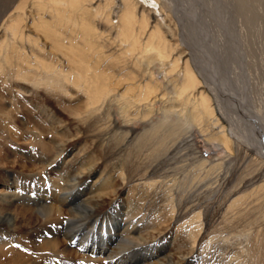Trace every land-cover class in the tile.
<instances>
[{
    "label": "rangeland",
    "instance_id": "1",
    "mask_svg": "<svg viewBox=\"0 0 264 264\" xmlns=\"http://www.w3.org/2000/svg\"><path fill=\"white\" fill-rule=\"evenodd\" d=\"M160 1L162 5L165 4L161 12L159 5L147 7L151 12V24L159 22L163 34L176 48L175 54L183 53V59L188 58L198 75H203L202 80L209 81L217 88L216 94L222 99H213L212 94L213 106L222 124L226 125L227 130L232 126L235 133L232 132L230 136L232 151H228L217 140L209 141L210 134L202 132L198 125L187 122V115L181 117L178 112L174 113L175 110L163 112V102L157 103L156 111L149 118L132 116L130 122H126L119 114L114 119L101 111V121L89 127V122L88 125L81 123L67 111L74 99L69 101L66 96L62 99L54 96L53 105L57 116L69 129L65 131V137L50 131L39 139L28 132L40 126L35 117L27 115L31 111L30 98L25 100L23 90L12 89L17 85L12 77H9V82L5 80L2 83L1 77L4 76H0V106L4 105L6 111L9 110L6 114L0 109V181L20 179L24 183L28 181L37 185L48 180L60 182L67 171L82 167L79 160L84 161L85 165L91 163L86 161L93 157L100 170L112 174L114 180L113 188L108 189L110 194L107 200L117 199L120 203L129 201L127 205L135 206L136 211L148 221L147 232L154 235L169 234L168 242L162 244L169 249L167 253L170 250L178 256L193 253L197 257L194 264H264V187H260L264 184V147L257 153L254 145L262 144L261 135L258 134L257 143L251 140L249 143V135H246L248 129L250 134L254 132L252 126L260 128L254 119L255 114H249L252 107L257 106L264 117V0ZM112 2L111 17L115 18V25L119 18L114 15H117L119 7L116 0ZM99 27L105 28V23L99 22ZM218 57L222 64L218 63ZM154 68L157 78L165 83L160 66ZM221 78L228 80L224 83ZM224 86L226 89L222 92ZM243 88L248 95L247 106L238 100L239 96L244 98V95H239ZM231 90H237L238 94H232L235 98L230 97L233 102L226 98L232 93ZM114 112L116 109H113ZM132 112L136 113L135 110ZM228 113L232 116L231 122L223 118V115L228 118ZM241 118H245L250 125L243 124ZM113 121L112 138L103 142L100 135L97 137V131L104 132L112 126L110 123ZM218 127L213 128L214 133L220 130ZM174 128L179 136L178 143H173L175 136H169ZM242 128L244 134L239 137L237 131ZM130 130L136 138L129 144L126 137ZM150 130H155L154 134L150 135ZM162 136L167 138L163 145L160 143L164 139ZM145 137L148 142L140 148ZM69 138L73 139L71 145H74V149L67 161L76 164L75 168L52 166L56 146H59L57 144ZM173 145L175 150L171 154L172 149L169 151L168 148ZM156 167L158 170L152 174ZM115 190L120 191V195L114 194ZM242 195L245 196L242 201L231 206L232 201ZM18 207L17 213L25 214L24 219L14 222L12 227H1L3 232L15 228L14 233L23 234L26 238V242L20 240L13 243L16 252L18 250L26 254L24 257H30L36 264H76L85 258L75 247L68 245L66 235L61 233L57 225V216L47 223L43 216L33 212V208ZM64 208L63 218L71 217V208ZM199 215V218L196 217ZM47 226L56 227L53 230L57 233L53 235L46 232ZM40 231L43 235L45 231L47 239L37 238ZM33 238L34 243L31 241ZM51 238L57 242L55 248L43 249L42 239ZM254 246L258 247V255L262 258L256 263L250 253ZM40 253L45 255L43 259ZM51 253L59 254V257Z\"/></svg>",
    "mask_w": 264,
    "mask_h": 264
},
{
    "label": "bare ground",
    "instance_id": "2",
    "mask_svg": "<svg viewBox=\"0 0 264 264\" xmlns=\"http://www.w3.org/2000/svg\"><path fill=\"white\" fill-rule=\"evenodd\" d=\"M112 1L0 0V19L3 21V34L0 35V76H4L1 77L2 83L5 80L9 82V77H12L17 83L12 89L23 90L25 100L30 98L31 111L27 115L35 117L40 126H35L34 130L30 129L28 132L38 138L50 131L65 137L69 128L57 116L53 105L54 96L61 99L66 96L69 101L74 99L67 111L81 123L89 122V127L101 121V111L114 119L119 114L126 122H130L132 116L149 118L156 111L157 103L163 102V112L175 110L174 113L178 112L181 117L187 115V122L198 125L202 132L210 134L209 141L217 140L231 152L232 126L228 131L213 106L214 98L222 99L216 94L217 88L209 81L202 80L203 75H198L188 58L183 59V53L176 55V48L163 34L159 22L151 24V12L147 7L159 5L161 12V7L165 4L162 5L160 0H116L119 9L114 16L119 19L114 25ZM154 13L157 14L158 11L155 10ZM99 22H104L105 28L100 29ZM221 61L218 63L222 64ZM155 66L162 69L165 83L157 78ZM137 69L139 71L136 72ZM226 79H223L224 83L227 82ZM225 86L222 87V92L225 91ZM237 90H231L232 93L226 98H235L233 95H238ZM239 93L244 98L236 97L241 104L247 106L249 100L244 88ZM0 109L9 113L4 105ZM113 109L116 112L112 113ZM261 112L257 106L249 111L251 116L252 113L255 114L254 119L260 128L252 126L256 132L250 134L248 129L246 134L249 135L247 141L254 143L259 141L258 134L261 135L262 144L254 145L257 153L264 147V117ZM220 114L222 116V112ZM227 115L228 118H225L226 115L223 118L231 122V115ZM241 121L245 125L248 123L245 118H241ZM114 122L104 132L97 131V137L100 135L103 142L112 138ZM215 126L220 128L216 133L213 129ZM172 130L169 136H175V143L179 136L175 128ZM149 132L152 135L155 130ZM237 134L242 137L244 129H239ZM135 138L136 135L130 130L126 142H134ZM165 139L167 138L161 139V145L165 143ZM147 140L148 138H143L139 147H144ZM71 141L72 138L63 139L57 144L59 146H56L52 166L59 168L66 165L68 169L75 168L76 164H69L67 161L74 149ZM173 147L175 146L168 148L169 151L172 149L171 154L175 150ZM79 162L82 167H76V171H67L60 182H50L48 176L46 178L49 182H42L41 185L27 183L28 181L24 183L20 179L0 181V264H36L30 257L25 258L26 254L15 250L13 243L20 240L26 242L23 234L14 233L15 228L6 232L1 228L8 225L12 227L14 222L24 219L25 214L17 213L20 205L23 209L33 208V212L43 216L47 223L57 216V225L61 233L66 235L68 245L75 247L85 257L76 264H194L197 257L193 253H183L181 256L171 253V250L167 253L169 249L162 244L168 242L170 235L147 232L148 221L136 211L135 206L132 205L134 209L131 210L132 206L127 205L129 201L120 203L117 199L107 200L110 194L108 189L113 188L114 180L112 174L100 170L93 157L86 161L91 163L84 165V161ZM157 170L156 167L152 174ZM260 187H264V184ZM119 192L113 191L117 195H120ZM244 197L242 195L234 199L231 206L237 205ZM64 207L71 208V217L63 218ZM196 217L199 218L200 215ZM54 228L47 226L46 232L54 235L57 233ZM42 231L37 233V238L47 239V234L44 231L43 235ZM192 233L196 235L195 232ZM44 239L41 243L43 249L55 248L57 242L54 238ZM33 240L34 238L31 241ZM257 249L254 246L250 252L255 263L262 259ZM51 255L59 257L56 253ZM40 256L41 259L45 257L44 253H40Z\"/></svg>",
    "mask_w": 264,
    "mask_h": 264
}]
</instances>
